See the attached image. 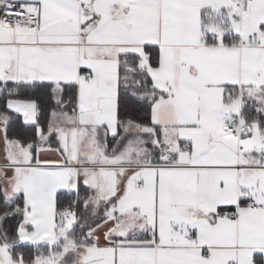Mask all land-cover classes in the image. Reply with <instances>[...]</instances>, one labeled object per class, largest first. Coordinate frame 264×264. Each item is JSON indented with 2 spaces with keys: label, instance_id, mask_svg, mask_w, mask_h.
<instances>
[{
  "label": "snow or ice",
  "instance_id": "1",
  "mask_svg": "<svg viewBox=\"0 0 264 264\" xmlns=\"http://www.w3.org/2000/svg\"><path fill=\"white\" fill-rule=\"evenodd\" d=\"M0 264H264V0H0Z\"/></svg>",
  "mask_w": 264,
  "mask_h": 264
}]
</instances>
